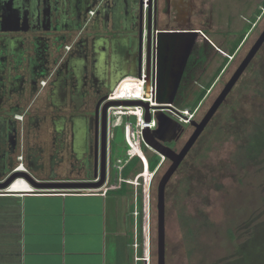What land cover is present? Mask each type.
<instances>
[{"label":"flooded vegetation","instance_id":"flooded-vegetation-1","mask_svg":"<svg viewBox=\"0 0 264 264\" xmlns=\"http://www.w3.org/2000/svg\"><path fill=\"white\" fill-rule=\"evenodd\" d=\"M221 7L235 10L227 20L234 37L211 28ZM258 13L259 0H0V183L18 171L60 185L97 182L103 167L109 185L117 126L109 108L145 102L116 94L136 93L144 78L155 102L192 111L195 97L184 99L198 76L220 74ZM108 101L119 103L104 109ZM200 119L180 123L179 137L165 144L179 151L185 128L192 133ZM133 157L134 176L148 170V160Z\"/></svg>","mask_w":264,"mask_h":264},{"label":"rangeland","instance_id":"rangeland-1","mask_svg":"<svg viewBox=\"0 0 264 264\" xmlns=\"http://www.w3.org/2000/svg\"><path fill=\"white\" fill-rule=\"evenodd\" d=\"M263 28L264 0H259L258 16L220 74L198 76L195 92L185 97L184 102L193 100L200 86L210 82L190 111L194 119L203 116ZM216 53L218 62H223L226 56ZM124 120L134 123L135 118L125 116ZM190 134L188 126L176 144L178 149ZM127 150L123 124H119L112 140L114 158L126 160L131 154L128 150L126 155ZM142 150L146 160L155 157L144 143ZM158 156L160 165L150 182L149 264H157L156 188L169 166L163 155ZM134 162L130 177L140 170H135L138 163ZM114 170L112 166L109 185L115 181ZM129 188L133 197L135 190ZM260 255H264V42L165 188V264H257Z\"/></svg>","mask_w":264,"mask_h":264},{"label":"crops","instance_id":"crops-1","mask_svg":"<svg viewBox=\"0 0 264 264\" xmlns=\"http://www.w3.org/2000/svg\"><path fill=\"white\" fill-rule=\"evenodd\" d=\"M221 9L211 28L234 37L227 20L235 10ZM209 38L217 35L212 31ZM23 185L0 191V264H138L139 247L131 246L139 242L143 219L132 214L140 212L137 189L131 197L129 184L92 191Z\"/></svg>","mask_w":264,"mask_h":264},{"label":"water","instance_id":"water-1","mask_svg":"<svg viewBox=\"0 0 264 264\" xmlns=\"http://www.w3.org/2000/svg\"><path fill=\"white\" fill-rule=\"evenodd\" d=\"M196 34V33H193ZM193 40V39H192ZM264 42V28L257 36L256 40L249 48L239 65L234 70L233 74L226 82L220 93L217 95L211 106L205 112L200 121L193 120L191 123L195 126L192 133L189 135L179 151L167 146L166 142L176 140L181 131L182 125L176 120L169 117L165 112L158 109L154 112L157 120V127L150 130L147 126L142 131L144 141L151 146L157 153L163 155L170 161L169 166L160 177L156 188V210H157V264H165V188L173 173L198 139L206 125L209 123L221 103L225 100L232 87L238 81L240 76L246 70L251 60L254 58ZM192 43V41H191ZM191 45V44H190ZM118 101H108L105 103L104 109L111 104H118ZM129 104H141L145 108L144 120L149 122L151 119L150 106L146 102L131 101ZM23 178L35 189H54L55 187H73L81 189L84 187H99L104 181V168L100 172V180L90 183H72V184H55V182H39L32 175L24 171L13 173L6 182L0 183V191L11 189L13 183L18 178Z\"/></svg>","mask_w":264,"mask_h":264},{"label":"built area","instance_id":"built-area-1","mask_svg":"<svg viewBox=\"0 0 264 264\" xmlns=\"http://www.w3.org/2000/svg\"><path fill=\"white\" fill-rule=\"evenodd\" d=\"M139 85H140V88L138 87V90L136 93L134 94L127 93V94H119V95L116 94V97L121 98V99H138V100L147 102L150 106L151 119L149 122H146L144 120L145 110L142 105L122 104V105L113 106V107L111 106L109 108V115L114 119L113 120L114 124L115 125L123 124L125 141L128 145V150L131 151V154L128 155L127 154L128 150H127V152L125 153L126 155H128L126 160H124V157L122 156H120L121 158H117L116 160L115 158L117 156H115L114 158V155H113L112 163H113V166L115 167L114 172L116 171L115 173L116 178H115V181L112 183V185H108L107 179H106L105 183L102 186L95 187V188H87V189L91 191L93 189L109 190V189L120 187L122 182L131 185L135 189H137L139 186L143 187L142 213H143V220H144V260H145V264H149L148 262L149 258H147V249L149 247L148 219H149L150 182H151V177L155 172L154 170H156L160 164H157V166L152 171L146 170L142 173H139L138 175L134 177L128 176L126 178H122L120 176V172L123 166L126 164V162L134 155H137L144 163L147 162L145 156L143 155V153L141 152L139 148V145L141 143H144L145 146L154 150L151 146H149L144 141L143 136H142V131L146 126L150 130L157 127V120L154 116V112L157 110L158 107H160L158 106L159 104L164 105L161 107L162 110L169 117H171L172 119L176 120L179 123L189 122V120L193 117V114L186 108L180 109L174 106L173 104L172 106H170V104L155 102L153 94H152V88L149 87V90L147 92L143 89L144 78L141 79V82ZM125 116L134 117L135 118L134 123L128 120L125 121L124 120ZM18 118H20V116H18ZM157 155H161V154L158 153ZM19 168L23 169L22 164H19ZM139 213L140 212L136 210L132 212V214L135 216L138 215ZM131 246L134 249H137L139 247L138 241L132 243Z\"/></svg>","mask_w":264,"mask_h":264},{"label":"trees","instance_id":"trees-1","mask_svg":"<svg viewBox=\"0 0 264 264\" xmlns=\"http://www.w3.org/2000/svg\"><path fill=\"white\" fill-rule=\"evenodd\" d=\"M246 30H243V32L241 33V36L243 35V33L245 32ZM236 45L234 44V47H235ZM234 47L231 49V51L230 52H232L233 51V49H234ZM204 94V90H201L200 92H198V93H196V95H195V99H194V102H193V104H192V106L194 107L196 104H197V102L201 99V97H202V95ZM155 155V157L154 158H152V159H150L149 160V158H148V170L149 171H152L156 166H157V164H158V162H159V156L157 155V154H154ZM137 160V158L136 157H133L131 160H129L128 161V163L123 167V169H122V172H121V176H122V178H126V177H128L129 176V174H130V172H131V169H132V167L134 166V164H135V162H134V160ZM122 184H125L124 182H122L121 183V185ZM137 190H138V192H139V195H141L140 197H142V202L141 203H143V193H142V190H143V187L142 186H139L138 188H137ZM141 206H142V204H141ZM140 215H141V217L143 216V213H142V209H140ZM143 225H144V221H143V219H141L140 220V224L138 225V229H139V255H137V261H138V264H145V260H144V227H143ZM252 234H253V232H252ZM258 237V234H257V236H256V238ZM254 240H256V244L257 243H260L259 242V239H254ZM241 248V247H240ZM239 250H241L243 253H245V249H244V251L242 250V248L241 249H239ZM257 264H264V255H260V257H259V261H257Z\"/></svg>","mask_w":264,"mask_h":264},{"label":"bare ground","instance_id":"bare-ground-1","mask_svg":"<svg viewBox=\"0 0 264 264\" xmlns=\"http://www.w3.org/2000/svg\"><path fill=\"white\" fill-rule=\"evenodd\" d=\"M23 184H24V180L23 178L20 177L13 183L12 188L20 189L22 186H24Z\"/></svg>","mask_w":264,"mask_h":264}]
</instances>
